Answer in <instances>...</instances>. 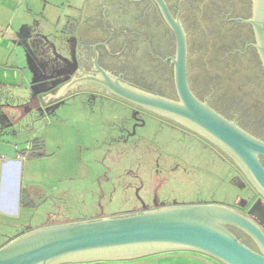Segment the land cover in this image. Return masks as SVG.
I'll return each instance as SVG.
<instances>
[{"label":"rangeland","instance_id":"1","mask_svg":"<svg viewBox=\"0 0 264 264\" xmlns=\"http://www.w3.org/2000/svg\"><path fill=\"white\" fill-rule=\"evenodd\" d=\"M164 1L186 36L187 81L193 92L212 95L213 106L264 141V83L253 62L230 56L238 45L233 41L237 31L222 25L227 14L240 16L242 0ZM84 2L64 0L61 7L68 12ZM110 4L103 13L111 25L107 28L122 25L132 32L121 36L128 39L127 48L121 39L122 46L111 50L123 53L121 82L174 100L173 68L156 56L174 52L175 44L157 9L148 2L120 9ZM98 5L93 13L84 11L95 14V22L101 18ZM54 27L60 31L64 25ZM134 115L123 102L80 92L51 108H32L14 124L16 143L29 149L22 177L15 181L16 194L26 187V215L0 222V247L29 229L124 215L134 209L132 188L140 183L150 190H141L140 196L155 193L167 205L231 207L248 197V189L240 186L243 176L225 156L176 126L140 113L135 120Z\"/></svg>","mask_w":264,"mask_h":264},{"label":"water","instance_id":"2","mask_svg":"<svg viewBox=\"0 0 264 264\" xmlns=\"http://www.w3.org/2000/svg\"><path fill=\"white\" fill-rule=\"evenodd\" d=\"M151 1L174 37V56L168 60L173 68L178 101L122 83L99 67H95L99 75L88 79L107 88L117 98L169 118L221 148L264 199V167L260 161L264 158V142L193 95L187 81L186 36L182 25L172 16L164 0ZM251 9V17L245 22L254 29L256 49L264 68V0H251ZM76 82L72 79L61 88L38 96L41 104L60 98ZM260 200L246 215L221 205H183L41 227L0 247V264H82L133 260L168 252L201 253L221 264H264V232L261 229L264 206ZM227 226L249 235L262 254L239 242Z\"/></svg>","mask_w":264,"mask_h":264},{"label":"crops","instance_id":"3","mask_svg":"<svg viewBox=\"0 0 264 264\" xmlns=\"http://www.w3.org/2000/svg\"><path fill=\"white\" fill-rule=\"evenodd\" d=\"M63 1L0 0V222L3 224H8L5 220L26 215V187H19L16 194L15 181L22 177L29 149L16 143L19 135L13 125L32 108L54 106L50 102L42 105L38 96L56 88L49 87L56 78L53 66L56 68L57 60L71 47L81 27L92 24L89 18L95 14L85 16L84 11L93 13L97 2L103 0H85L80 8L68 12L61 7ZM56 24L64 25V30H55ZM82 264L221 263L201 253L168 252L133 260Z\"/></svg>","mask_w":264,"mask_h":264},{"label":"flooded vegetation","instance_id":"4","mask_svg":"<svg viewBox=\"0 0 264 264\" xmlns=\"http://www.w3.org/2000/svg\"><path fill=\"white\" fill-rule=\"evenodd\" d=\"M104 2V3H103ZM103 2L99 5V13L101 15V18L98 17V21L95 22V16L90 17L89 20L92 22L90 27H85L83 32L79 33L76 37V40L71 44V47L67 49L66 54H63L62 57H60L57 60L58 65L53 66L54 67V75L55 79L50 81L49 87L52 85H55L57 89L61 88L65 84L69 83L72 79H75L77 82L74 84V87L72 89H68L63 96L56 100H52L50 102V106L56 105L57 103H60L63 101L66 97L73 96L74 94L80 93V92H89V93H100L102 96L109 97L112 99H115L119 102H123L126 105H128L130 108L135 111L134 119H137V114H143L149 117H153L156 119H159L167 124H171L173 126H176L177 128H180L189 134L193 135L197 139L201 140L203 143H205L207 146L215 150L219 155H221L223 158L224 156L227 158L229 165L231 168L236 172L242 179V183H240L241 187H244L248 189L249 194L246 199L240 198V203H234L229 208H232L238 213L246 215V212L249 210V208L258 200L261 199L260 203L264 206V199L260 198V194L257 192V190L254 189L253 185L249 181V179L246 177V175L243 173V171L240 169L238 164L229 156H227L221 148H219L216 145H213L206 139L202 138L195 132L177 124L176 122L172 121L169 118L162 117L160 115H157L155 113L149 112L139 106H135L133 104L127 103L123 101L122 99L117 98L116 96L112 95L111 91H109L107 88L102 87L96 83H93L90 79V77H95L99 75L97 69L95 67H99L100 69L104 70L108 74H110L112 77H120L119 79H124L123 72L119 71L118 68L122 69V56L121 54H112L111 50L118 48L121 43V36H127L128 34H132V32L128 29H125L124 26L119 25L116 30L107 28L111 27L110 23L104 16V12H107V9L112 5L110 4L113 2V4H118V8H123L124 6H127L128 4L134 5L136 7L143 5L145 2H148V4H153V6L157 9L158 12V18L161 17V22L168 28V30L171 32L165 21L163 20L156 4L151 0H103ZM242 10L240 16L238 17H229L228 15L225 16V19L222 20L224 22L222 25L223 27L227 24H229L228 29H233L237 31V37H234V40L238 45L233 50V52H229L230 56L236 55L241 56L243 58H246V61L253 62L254 66L256 67V70L259 72L260 80L264 83V68L262 66L259 53L256 49V38L254 34L253 27L246 23L252 13L251 9V0H242L241 3ZM138 9V8H137ZM87 19V18H86ZM225 29V28H224ZM172 34V32H171ZM91 37V38H90ZM173 37V35H172ZM174 39V37H173ZM123 46L120 45V47L127 48V38L122 39ZM174 52L168 53L167 55L163 57L156 56L157 60L166 67H172L170 64V61L168 58L173 57ZM228 56V54H226ZM189 85V84H188ZM54 87V88H55ZM138 87V86H137ZM141 87V86H140ZM174 87V85H173ZM189 88L193 95L200 100L201 102H205L212 110H214L217 114L221 115L227 120H231L234 122L237 126H239L242 130H244L249 135L257 137V135H254L250 132H248L247 129L244 128L238 122L237 120L228 118L227 115L223 114L218 107L213 106L211 103L212 95H208L206 97H202L201 95H197L193 90L191 89L190 85ZM149 93V92H148ZM152 94V93H151ZM157 95H160L157 93ZM162 96V95H160ZM201 96V97H200ZM173 99L175 101H178V97L174 88V96ZM140 123V121H139ZM143 124V123H142ZM141 123L139 125H142ZM260 140V139H259ZM264 142V141H263ZM261 164L264 167V158H260ZM156 173L158 171L156 169H153ZM171 172V168H169V171ZM133 195H134V203L132 202L133 210L129 211L128 213L121 216L126 215H133L136 213H142L144 211H152L158 208L162 207H172V206H183L180 204H174V205H167L160 203L156 197L155 193H152L149 195V198L145 199L144 197L140 196L141 190L150 191L149 189H146V186L142 183L132 188ZM138 204V205H137ZM102 218V217H98ZM226 229H228L230 232L231 230H235V238L251 250L262 254L261 249L256 244V242L245 232L234 228L227 226ZM262 231L264 232V225L261 227Z\"/></svg>","mask_w":264,"mask_h":264},{"label":"trees","instance_id":"5","mask_svg":"<svg viewBox=\"0 0 264 264\" xmlns=\"http://www.w3.org/2000/svg\"><path fill=\"white\" fill-rule=\"evenodd\" d=\"M22 195V194H21Z\"/></svg>","mask_w":264,"mask_h":264}]
</instances>
